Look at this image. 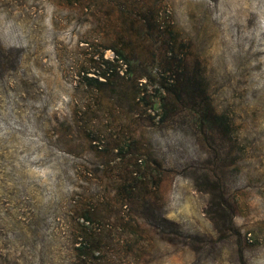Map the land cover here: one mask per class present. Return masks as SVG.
<instances>
[{
	"label": "rangeland",
	"instance_id": "obj_1",
	"mask_svg": "<svg viewBox=\"0 0 264 264\" xmlns=\"http://www.w3.org/2000/svg\"><path fill=\"white\" fill-rule=\"evenodd\" d=\"M0 264H264V0H0Z\"/></svg>",
	"mask_w": 264,
	"mask_h": 264
},
{
	"label": "trees",
	"instance_id": "obj_2",
	"mask_svg": "<svg viewBox=\"0 0 264 264\" xmlns=\"http://www.w3.org/2000/svg\"><path fill=\"white\" fill-rule=\"evenodd\" d=\"M106 80V79H105ZM100 83H104V82H102V81H99Z\"/></svg>",
	"mask_w": 264,
	"mask_h": 264
}]
</instances>
